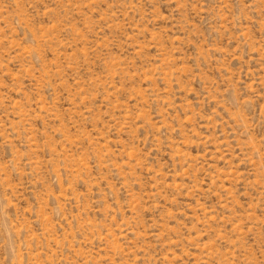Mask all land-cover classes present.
Here are the masks:
<instances>
[{
  "label": "rangeland",
  "instance_id": "obj_1",
  "mask_svg": "<svg viewBox=\"0 0 264 264\" xmlns=\"http://www.w3.org/2000/svg\"><path fill=\"white\" fill-rule=\"evenodd\" d=\"M0 264H264V0H0Z\"/></svg>",
  "mask_w": 264,
  "mask_h": 264
}]
</instances>
